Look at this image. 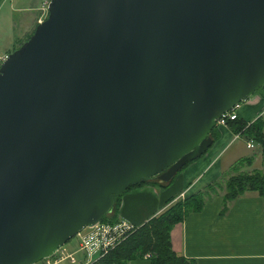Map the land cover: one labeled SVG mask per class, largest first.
I'll use <instances>...</instances> for the list:
<instances>
[{
	"label": "water",
	"instance_id": "obj_1",
	"mask_svg": "<svg viewBox=\"0 0 264 264\" xmlns=\"http://www.w3.org/2000/svg\"><path fill=\"white\" fill-rule=\"evenodd\" d=\"M264 90V0H52L0 65V264H35L169 183Z\"/></svg>",
	"mask_w": 264,
	"mask_h": 264
},
{
	"label": "crops",
	"instance_id": "obj_2",
	"mask_svg": "<svg viewBox=\"0 0 264 264\" xmlns=\"http://www.w3.org/2000/svg\"><path fill=\"white\" fill-rule=\"evenodd\" d=\"M4 1L0 0V7ZM15 5L16 8L10 4L9 16L6 17L9 26L12 25V12L31 14L33 10L17 2ZM36 10L38 14L34 16V23L35 20L39 22L40 16L39 8ZM4 50L3 54L11 51L9 48ZM263 112L264 96L260 92L235 108L237 118L247 124L257 117L263 118ZM214 134L216 140L211 148L169 183L161 185L158 180L150 181L123 194L116 206V218L138 227L162 213L169 206L167 201L170 199L174 202L198 192L208 191L210 193L204 198L201 210L187 214L181 223L173 227L171 246L174 253L194 261V264H264V198L255 192H246L225 203L221 186L212 192L208 190L210 185L221 181L227 175L231 165L241 159L238 156L239 147H234L224 161H221L222 154L231 147V141L244 137L240 133H233L228 125L217 128ZM248 141L245 139L247 150L257 146L255 144L253 148L248 149ZM255 167L261 169V162ZM128 264L149 262L139 259Z\"/></svg>",
	"mask_w": 264,
	"mask_h": 264
},
{
	"label": "trees",
	"instance_id": "obj_3",
	"mask_svg": "<svg viewBox=\"0 0 264 264\" xmlns=\"http://www.w3.org/2000/svg\"><path fill=\"white\" fill-rule=\"evenodd\" d=\"M13 49L15 50L17 47ZM258 92L264 96L263 89H260ZM227 125L233 133L242 134L246 140L253 141L254 144L260 147L262 168L244 171V167L248 168L251 166V157L241 158L236 161L235 165L231 168L232 175H228L226 179L223 178L225 183L224 186L220 187L222 191L224 189L223 201L225 203L231 202L246 192H255L264 198V122L262 118L257 117L248 124L236 118L233 121H228ZM215 129L216 127L211 132L214 139L213 142L216 140ZM189 164L191 162L187 163L175 176L182 172ZM150 181H154V178L140 185L133 186L129 190L141 187ZM160 184L164 185L166 183ZM208 190L212 192L214 188L210 185ZM208 193L210 192H198L183 200L178 199L174 202H171L172 199H170L167 201L170 203L169 206L162 213L152 217L141 226L136 227L124 241L109 251L95 264H128L130 261L139 259L147 260L149 264H194V261L177 256L174 253L171 246V231L175 225L183 221L187 214L201 210L205 201L204 198ZM121 197L115 198L112 216L107 217L106 215L101 222L113 224L117 221L115 211Z\"/></svg>",
	"mask_w": 264,
	"mask_h": 264
},
{
	"label": "built area",
	"instance_id": "obj_4",
	"mask_svg": "<svg viewBox=\"0 0 264 264\" xmlns=\"http://www.w3.org/2000/svg\"><path fill=\"white\" fill-rule=\"evenodd\" d=\"M51 1L52 0H41L39 7L41 16H47ZM38 21V23H40V20ZM8 54L9 53H6L0 56V65L7 59ZM235 108L222 114L216 121V127H225L228 121L235 120L237 118ZM246 146L250 149L253 148V141L249 140ZM135 228L136 227L125 221L117 220L113 224L100 221L76 235L79 241L75 251L67 252L65 248L61 250H59V248L52 256L42 259L35 264H64L66 262L68 264H95L109 251L124 241ZM77 255H79V257H76Z\"/></svg>",
	"mask_w": 264,
	"mask_h": 264
},
{
	"label": "rangeland",
	"instance_id": "obj_5",
	"mask_svg": "<svg viewBox=\"0 0 264 264\" xmlns=\"http://www.w3.org/2000/svg\"><path fill=\"white\" fill-rule=\"evenodd\" d=\"M40 1L41 0H5L2 3V5L0 7V56L5 52L4 49L9 48V50H11V51H9V53H11L12 51H14L13 46H14V48H16V47L19 48L22 43H24L25 41H27L29 39L30 35L34 32V29H35L36 25L38 24L37 20H35V23H34V16H36L38 14L36 8L40 7ZM16 2L19 5L31 7V8H33V10L30 12L31 14H29V13L21 14L18 12H12L10 14V21H12V25L9 26V21L7 20L6 17L9 16L8 14H9L10 4H12L14 8H16L15 7ZM46 17L47 16L43 17L40 15L38 20H40V22H41ZM32 19H33V21H31ZM262 115H261L263 117L262 120L264 122V112L262 113ZM217 128H222V127H216V129ZM210 137L212 140H214L213 136L211 134H210ZM230 144H231L230 145L231 147L229 148V150L222 154L221 161H224V159L227 157V155L230 153V151L234 147H236V148L239 147L238 156H240V158H242L243 156L247 157V158L248 157L252 158L251 166L248 168L244 167V171H252V170L258 169V167H255L256 165H258V162L259 163L261 162V164H262V157L260 156L261 151H260V147L258 145L255 146L251 150H247L245 148V139L244 138H238L237 140L234 139L233 141H231ZM212 145H213V143H212ZM248 149H250V148H248ZM255 156H256V158H255ZM254 158H255V162H254ZM253 162H254V165H253ZM235 163L233 165H235ZM233 165H231V167L227 170V175H226V177L224 176V179H226L228 175L229 176L232 175L231 168L233 167ZM155 180L157 181V179H154V181ZM158 182L161 183V181H159V180H158ZM224 183H225V180L221 179V181L214 183L211 186L214 189H216L219 186H224ZM223 192H224V189H223ZM181 200H183V199H181ZM112 211L114 212L113 208H112L111 212L109 214H107V217L112 216V214H113ZM78 241H79V238L75 236L73 239H71L69 242H67L65 245H63L59 250H61L62 248H65L67 250V252H73L77 249ZM76 257H79V255H77ZM64 264H68V263L66 262Z\"/></svg>",
	"mask_w": 264,
	"mask_h": 264
}]
</instances>
